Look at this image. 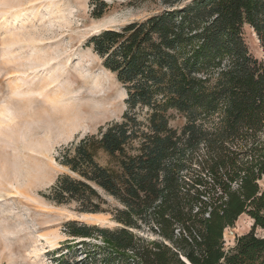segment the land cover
Segmentation results:
<instances>
[{"label":"trees","instance_id":"obj_1","mask_svg":"<svg viewBox=\"0 0 264 264\" xmlns=\"http://www.w3.org/2000/svg\"><path fill=\"white\" fill-rule=\"evenodd\" d=\"M164 4L88 43L127 111L63 147L57 162L72 174L46 198L84 214L110 212L112 198L119 227L67 223L82 240L66 241L54 264H264V61L243 37L249 26L264 50V0ZM244 215L253 228L227 250L225 232Z\"/></svg>","mask_w":264,"mask_h":264},{"label":"rangeland","instance_id":"obj_2","mask_svg":"<svg viewBox=\"0 0 264 264\" xmlns=\"http://www.w3.org/2000/svg\"><path fill=\"white\" fill-rule=\"evenodd\" d=\"M31 2L0 0V185L6 186L9 193L0 194V264H54L60 253H67L64 243L75 239L67 234L69 222L119 227L111 215L119 205L112 198L106 197L105 209L110 212L84 214L77 211L74 203L57 206L46 195L61 175L72 174L57 162L63 147L97 134L109 123L120 122L127 111L126 90L113 74L104 71L102 60L88 44L90 39L102 31L121 29L167 9L164 0H67L68 3L57 1L55 5L47 0L37 5ZM21 11L28 21L25 27L15 20ZM95 13L102 15L97 18ZM34 37L38 41H32ZM243 37L250 54L264 61V50L249 26L243 28ZM46 55L55 58L52 65L38 67L37 58ZM63 71L66 76L51 84ZM75 77L88 85L76 90L85 91V98L79 102L89 108V116H81L83 128L69 137L66 125L54 117L56 121L52 120L50 114L54 112L46 110L50 98L59 96L60 91L69 93L67 83ZM184 124L179 115L171 120L174 128L180 129ZM101 163L105 164V158ZM15 188L21 194L10 197ZM0 190L4 188L0 186ZM253 224L244 215L234 228L228 229L227 250L235 246L237 238L249 233ZM255 233L264 238L263 229L256 228ZM53 236L60 237L53 250L45 246L46 253L33 252L35 244L46 245V241H40L42 237ZM143 236L153 238L150 234Z\"/></svg>","mask_w":264,"mask_h":264},{"label":"bare ground","instance_id":"obj_3","mask_svg":"<svg viewBox=\"0 0 264 264\" xmlns=\"http://www.w3.org/2000/svg\"><path fill=\"white\" fill-rule=\"evenodd\" d=\"M39 1H42V0H32L31 4L37 5ZM47 1H49L51 4H54V5L57 1H65L66 3H68L67 0H47ZM72 12L73 11H71L70 14H72ZM51 14H53V12H51ZM35 18H36V16H35ZM65 18H66V13H63L62 14V20H65ZM15 20H16V23L20 24V26L22 25L23 27H25L24 25H26L27 24L26 22H28L22 11L16 13ZM32 41L35 42L38 40L34 37V38H32ZM91 55L93 57H96L94 54H91ZM37 60L38 61H36V62L38 63V67L41 66L43 68L44 67L47 68L50 65H52V63H53L52 61H54L55 58H51V57H49V55H46L44 57L39 56L37 58ZM64 68H67V62L64 63ZM104 71L106 73L112 75L110 72H108L106 70H104ZM64 76H66V72L63 71V72H61V74L58 77L52 79L51 84L57 83L61 78H64ZM67 84H68V88L70 89L69 93H65V92L60 91L59 96H56V98L55 97L50 98V100L48 101L49 105L47 106L46 111L47 112H54L53 114H50L52 120L55 118L57 120V122L62 121V123H63L62 125H66V128H67L66 134H68V135H66V136H69V135L72 136L71 134H73L76 130H78L79 128H83V125L80 122L82 120L81 116L85 117V115L89 109V108L85 107V104H83L82 102H79L81 99L85 98V96H84L85 91H83V89H80V90H76V89L80 86H86L87 87L88 85H87L86 81H80L76 77L69 80ZM57 93H58V91H57ZM76 104H79V106ZM87 115H88V113H87ZM88 119H89V117H88ZM64 131L65 130H63V132ZM64 135H65V133H64ZM0 186H2L4 188L3 191L0 190V194H2V195L4 194L6 196H9V193L7 192L8 188L6 186H4L3 184ZM10 186H12V184H10ZM20 194H21V192H20L19 188L18 189L15 188V191L13 193L14 196H10V197H18V195H20ZM89 216L94 217V216H98V215H89ZM42 238L43 239H40V241H43V240L46 241L45 242L46 245L43 243L35 244V246H34L35 249L33 252L39 250V252L46 253V252H44L45 246L49 251H51L56 247V245L58 243L57 241L60 239L59 236H53L50 238L42 237ZM38 247H42V248L39 249Z\"/></svg>","mask_w":264,"mask_h":264}]
</instances>
